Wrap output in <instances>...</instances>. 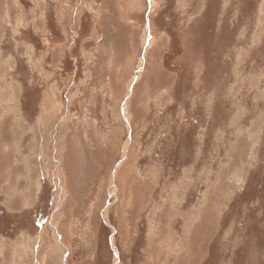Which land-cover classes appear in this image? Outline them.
Returning <instances> with one entry per match:
<instances>
[{
  "label": "rangeland",
  "instance_id": "374dc122",
  "mask_svg": "<svg viewBox=\"0 0 264 264\" xmlns=\"http://www.w3.org/2000/svg\"><path fill=\"white\" fill-rule=\"evenodd\" d=\"M0 264H264V0H0Z\"/></svg>",
  "mask_w": 264,
  "mask_h": 264
},
{
  "label": "bare ground",
  "instance_id": "6f19581e",
  "mask_svg": "<svg viewBox=\"0 0 264 264\" xmlns=\"http://www.w3.org/2000/svg\"><path fill=\"white\" fill-rule=\"evenodd\" d=\"M178 255V254H177ZM178 258V257H177Z\"/></svg>",
  "mask_w": 264,
  "mask_h": 264
}]
</instances>
